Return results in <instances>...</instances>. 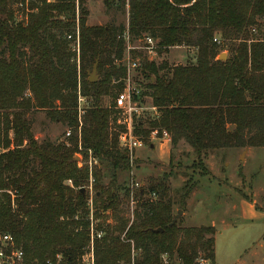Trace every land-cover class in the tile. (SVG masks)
<instances>
[{"label": "trees", "instance_id": "trees-1", "mask_svg": "<svg viewBox=\"0 0 264 264\" xmlns=\"http://www.w3.org/2000/svg\"><path fill=\"white\" fill-rule=\"evenodd\" d=\"M104 4L123 11L127 6V23L87 25L80 0L77 69L64 37L75 27L73 0H0V235H10L22 250V264H83L91 235L93 264H215L214 227L171 223L167 174L147 191L138 190L140 199L146 193L155 199L140 201L131 222L103 221L121 205L119 193L127 198L130 192L118 181L130 159L119 146L124 127L113 108L126 77L116 61L124 53L125 33L131 42L151 37L159 55L175 47L195 50L193 63L173 66L136 50V71L149 80L147 95L159 113L148 122L136 119L134 133L143 143L155 130L169 134L173 147L183 141L198 158L222 149L264 147V0ZM24 8L25 20H18ZM231 40L237 41L231 56L218 60L217 45ZM95 63L99 78L88 82ZM78 83L87 103L80 119ZM34 110L67 126L66 140L38 142L26 119ZM89 155L97 162L91 169ZM193 186H183L181 204Z\"/></svg>", "mask_w": 264, "mask_h": 264}, {"label": "rangeland", "instance_id": "rangeland-1", "mask_svg": "<svg viewBox=\"0 0 264 264\" xmlns=\"http://www.w3.org/2000/svg\"><path fill=\"white\" fill-rule=\"evenodd\" d=\"M83 6L88 13L87 25L127 23V6L124 11L108 8L104 0H84ZM14 7L12 4L13 9ZM236 43V40H231L224 41V45H217L220 51L218 56L223 53V61L228 59L231 47ZM130 45L135 46L137 43L131 42ZM135 52L131 51V55H135ZM142 54L148 60L158 64L165 61L169 66L195 61V50L192 48H170L168 53L160 55L157 50L153 54L144 51ZM123 55H126V47ZM95 75L98 80L97 69ZM131 79L141 96L145 93L140 99L142 108L134 115V123L137 118L147 122L155 119L151 98L147 95L149 80L139 71L132 72ZM110 103L112 97L104 99L105 105ZM26 119L29 120L38 142L65 141L66 132L70 131L58 120L51 119L43 110L27 112ZM75 159L77 162L81 161V155L77 154ZM199 163H202L203 168ZM163 174L169 175L167 186L173 217L181 211L176 222L181 227L215 228V264H264V147L222 149L198 158L183 141L173 147L169 134L165 136L164 131L161 135L150 132L148 142L132 151L129 171L118 176L119 184L129 187V197L124 198L123 193H119L121 205L114 214L107 212L103 221L111 226L119 220L131 222L134 211L139 210L140 201L155 199L149 193L140 199L138 190L143 188L147 191L149 185L160 180ZM107 182L108 180H103L104 184ZM185 184L194 186L184 204H181ZM89 186L90 182L87 189L89 205L92 207L94 191Z\"/></svg>", "mask_w": 264, "mask_h": 264}, {"label": "built area", "instance_id": "built-area-1", "mask_svg": "<svg viewBox=\"0 0 264 264\" xmlns=\"http://www.w3.org/2000/svg\"><path fill=\"white\" fill-rule=\"evenodd\" d=\"M59 0H46V3H55ZM74 3V23L75 27L71 32L65 33L64 37L68 42L69 50L72 53L73 60L76 62L77 69L79 68V57H80V35H79V16H80V0H73ZM22 8V4L18 5ZM28 9L24 8V14L19 12V19L25 20V16ZM18 19V20H19ZM124 41L126 47V55H123L119 61H116V64H120L126 69V77L124 78V86L118 91L113 99V108L116 110L118 123L124 127V131L119 134L118 141L119 146L128 151L129 159L132 158V151L136 148L142 147L144 143L140 138H138L134 133L135 123H134V115L135 113L142 108L141 106V93L140 90L133 84L131 79L132 72L136 71L140 67V61L138 57L131 55V51H138L142 49L144 52L148 54L155 53L157 49L156 41L149 36H143L142 39H137V45H130V37L127 33L124 34ZM142 41L144 46H140L139 42ZM214 41L219 42L214 39ZM135 43V41H134ZM78 94V105L77 112L79 115L83 113V107L86 105V98L80 95L79 91V83L77 87ZM151 109L154 112L155 118L158 117L159 113L154 106H151ZM80 121V120H79ZM80 125V123H79ZM151 134H156V131H151ZM69 135V131L66 132V136ZM164 135L167 136V133L164 132ZM1 151V148H0ZM79 166H81L82 161H79ZM87 165L91 169L92 165L97 164L96 160H94L90 155L87 160ZM70 182V181H68ZM90 186L92 183V179L89 180ZM90 202V201H89ZM92 233V229H91ZM98 237L100 236L97 235ZM92 235L90 243L87 247L86 253L82 257L83 264H93V242ZM60 259L59 256H57ZM23 262V252L21 249L17 248L14 244L12 237L8 234L0 235V264H22ZM203 262H201L202 264ZM47 264H51L47 262ZM205 264V263H203Z\"/></svg>", "mask_w": 264, "mask_h": 264}, {"label": "water", "instance_id": "water-1", "mask_svg": "<svg viewBox=\"0 0 264 264\" xmlns=\"http://www.w3.org/2000/svg\"><path fill=\"white\" fill-rule=\"evenodd\" d=\"M224 57H225V55L223 54V53H221L219 56H218V60H220V61H223V59H224ZM96 74V63L93 65V67H92V72L89 74V76H88V78H87V80H88V82H94V81H96V79H97V76L95 75ZM75 161H76V159H75ZM181 213V211L179 210L178 212H177V214L173 217V219H172V224L173 223H175V221H176V219H177V217H178V215Z\"/></svg>", "mask_w": 264, "mask_h": 264}]
</instances>
